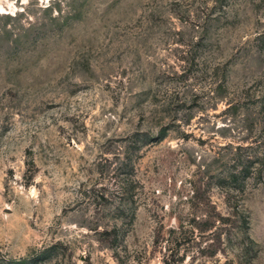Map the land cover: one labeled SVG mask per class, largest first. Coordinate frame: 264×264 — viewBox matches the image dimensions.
Segmentation results:
<instances>
[{
  "label": "rangeland",
  "instance_id": "rangeland-1",
  "mask_svg": "<svg viewBox=\"0 0 264 264\" xmlns=\"http://www.w3.org/2000/svg\"><path fill=\"white\" fill-rule=\"evenodd\" d=\"M0 264H264V0H0Z\"/></svg>",
  "mask_w": 264,
  "mask_h": 264
},
{
  "label": "trees",
  "instance_id": "trees-1",
  "mask_svg": "<svg viewBox=\"0 0 264 264\" xmlns=\"http://www.w3.org/2000/svg\"><path fill=\"white\" fill-rule=\"evenodd\" d=\"M239 163L240 165H242V169L240 170V175H241V179L242 181L246 179V176H249L251 170L249 169L250 167V163L251 158L249 156H246L244 154H239ZM254 162V161H253Z\"/></svg>",
  "mask_w": 264,
  "mask_h": 264
}]
</instances>
